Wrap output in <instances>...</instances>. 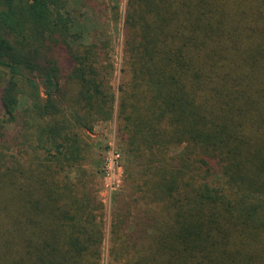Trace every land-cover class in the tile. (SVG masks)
I'll return each instance as SVG.
<instances>
[{"label": "trees", "instance_id": "1", "mask_svg": "<svg viewBox=\"0 0 264 264\" xmlns=\"http://www.w3.org/2000/svg\"><path fill=\"white\" fill-rule=\"evenodd\" d=\"M68 3L0 0V264H102L113 119L105 264H264V0H125L116 87Z\"/></svg>", "mask_w": 264, "mask_h": 264}, {"label": "rangeland", "instance_id": "2", "mask_svg": "<svg viewBox=\"0 0 264 264\" xmlns=\"http://www.w3.org/2000/svg\"><path fill=\"white\" fill-rule=\"evenodd\" d=\"M125 0H69L68 8L74 18V28L83 33L82 41L88 40L94 34L109 40L111 60L114 71L111 75V84L116 87L120 80L119 67L121 65V12ZM116 121L97 122L92 131L88 132L87 139L92 144L99 163L97 167V196L102 203V219L104 224V238L102 243V264H105L107 256V240L109 236V224L111 220L112 201L114 193L123 181L120 176L121 168L116 167L117 159L113 166L107 170L100 167L102 157L108 150H118ZM114 158V157H111ZM119 184V185H118ZM118 186V187H117Z\"/></svg>", "mask_w": 264, "mask_h": 264}, {"label": "built area", "instance_id": "3", "mask_svg": "<svg viewBox=\"0 0 264 264\" xmlns=\"http://www.w3.org/2000/svg\"><path fill=\"white\" fill-rule=\"evenodd\" d=\"M111 157H114V158H111ZM115 159H117V162H116V167H120L121 168V165H120V160H119V153H118V150H108L102 157V161H101V168L103 170H107V169H110L111 168V164L113 166V163L115 161ZM120 176H122V168H121V172H120ZM119 185V184H118ZM118 187V186H117ZM118 189V188H117Z\"/></svg>", "mask_w": 264, "mask_h": 264}]
</instances>
